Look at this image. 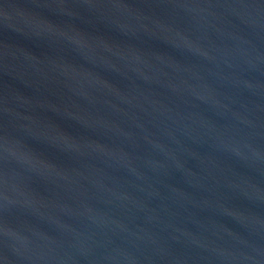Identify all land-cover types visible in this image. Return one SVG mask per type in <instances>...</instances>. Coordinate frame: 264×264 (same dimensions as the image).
<instances>
[{"label":"water","instance_id":"obj_1","mask_svg":"<svg viewBox=\"0 0 264 264\" xmlns=\"http://www.w3.org/2000/svg\"><path fill=\"white\" fill-rule=\"evenodd\" d=\"M0 264H264V0H0Z\"/></svg>","mask_w":264,"mask_h":264}]
</instances>
